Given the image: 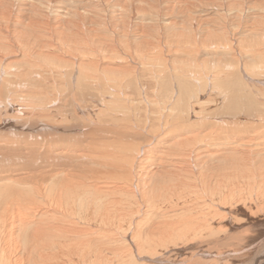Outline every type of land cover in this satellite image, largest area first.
Returning <instances> with one entry per match:
<instances>
[{
	"label": "bare ground",
	"instance_id": "6f19581e",
	"mask_svg": "<svg viewBox=\"0 0 264 264\" xmlns=\"http://www.w3.org/2000/svg\"><path fill=\"white\" fill-rule=\"evenodd\" d=\"M0 264H264V0H0Z\"/></svg>",
	"mask_w": 264,
	"mask_h": 264
}]
</instances>
